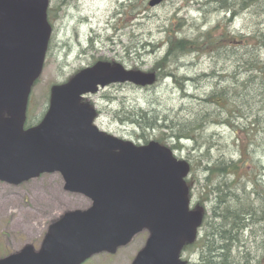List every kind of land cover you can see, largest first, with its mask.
Returning a JSON list of instances; mask_svg holds the SVG:
<instances>
[{"label": "water", "instance_id": "water-1", "mask_svg": "<svg viewBox=\"0 0 264 264\" xmlns=\"http://www.w3.org/2000/svg\"><path fill=\"white\" fill-rule=\"evenodd\" d=\"M48 5L0 0V181L18 185L59 172L64 189L90 205L54 220L39 249L26 244L0 264H82L97 253H114L145 229L149 235L131 264H186L180 252L195 240L203 213L189 207V164L158 141L137 145L99 130L96 108L83 100L110 84L153 85L154 72L98 60L52 85L44 117L24 129L51 35Z\"/></svg>", "mask_w": 264, "mask_h": 264}, {"label": "rangeland", "instance_id": "rangeland-1", "mask_svg": "<svg viewBox=\"0 0 264 264\" xmlns=\"http://www.w3.org/2000/svg\"><path fill=\"white\" fill-rule=\"evenodd\" d=\"M50 1L53 10L50 14V22L54 31L42 72L30 95L26 113L29 124L40 120L46 111L51 85L64 82L78 69L92 65L99 58L115 59L126 68L148 71L156 60L164 55L165 31L170 32L171 29H175L178 30L177 34L180 37H194L198 34V29L206 31L217 23H220V29L227 26L223 13H210L207 12L206 7L199 8L200 2L204 0H166L157 7L143 10L138 19L134 18L135 10L131 5H136L137 9H145L143 3L147 4L148 0ZM125 18L128 22L126 27L115 29L119 21L123 22ZM206 21L209 22L208 25ZM170 22L174 24L173 28H170ZM247 23L248 20L245 19L237 21L232 28L242 27V31H245L243 25ZM125 47H128L130 53L125 51ZM214 59L207 51L202 54H188L186 57L178 58V62L171 66V71L177 78L182 75L198 78V74L209 73L213 68L221 70L222 66L225 69L224 73L229 72L228 62H216ZM174 76L157 79L154 85L143 88L131 84L110 85L94 95H86L84 99L98 109V117L95 120L98 128L123 139L144 143L141 134L146 136V140L153 139L154 134L148 135L150 131L146 134L141 132L133 126L130 119L125 118V115L141 109L147 112L155 110L160 116H172L178 112L180 115L185 113L189 106H191L189 109L197 107L196 100L191 103L189 99L182 97ZM215 81L220 85L225 84L219 76L215 79L206 78L204 84L200 81L198 87L187 85L186 92L194 97L203 98ZM261 118L262 129H257L256 124L251 133L252 136L260 133L252 143L255 152L251 150V159L257 160L260 157L264 165V115ZM214 120L216 121L207 125L203 132L204 137L212 141L211 152L214 156L218 153L237 159L238 155L234 153L236 138L239 136L243 141L242 147H246V142L249 144L252 136L245 133L237 135L233 132V128L222 125L218 117ZM248 121L249 119H240L234 120L233 123L243 128L247 126ZM184 145L186 148L176 149L174 153L182 159H187L186 154L190 144L186 142ZM201 158L200 160L196 156H191L194 164L190 189L192 205L200 201L204 184L201 170L202 165L207 161L204 157ZM251 162L248 161L246 168L256 171ZM261 170L257 172L260 173ZM261 178L264 184V171ZM63 185L64 181L59 173L42 174L18 185L0 181V257L18 251L25 244L38 249L49 225L54 220L65 211L82 210L90 205L86 197L65 191ZM140 234L114 254H99L84 264H131L147 236L146 231ZM244 236L247 252L258 257L259 263L257 260L256 264L264 263L260 256L263 249L257 248L250 234ZM256 239L261 240L260 237ZM194 253L186 249L183 258L195 259Z\"/></svg>", "mask_w": 264, "mask_h": 264}, {"label": "trees", "instance_id": "trees-1", "mask_svg": "<svg viewBox=\"0 0 264 264\" xmlns=\"http://www.w3.org/2000/svg\"><path fill=\"white\" fill-rule=\"evenodd\" d=\"M203 3L209 6L210 13L228 14L227 20L230 15L242 11L249 17L248 23L243 25L245 31L235 32L227 27L222 30L220 23L210 26L206 31L198 29V34L194 37H180L177 34L178 30L175 29L165 31L164 55L156 60L150 70L157 73L158 79L173 78L171 66L177 63V59L183 54H202L207 51L213 55L216 62H228L229 72L224 73L223 68L221 70L213 68L202 76H219L225 84L216 83L203 98H197L188 94L180 83L179 91L182 97L189 99L191 103L196 100L197 107L189 109L191 107L189 106L185 113L180 115L178 112L172 116H160L155 110L147 112L140 109L125 115V118L130 119L133 126L141 132L146 134L150 131L148 135L154 134L153 140L162 144L169 143L171 150H181V140L190 142L192 150L198 152L203 145L206 146L203 157L207 162L202 165L201 170L204 181L201 199L194 205L191 203L193 208L204 207L203 221L197 239L186 244L183 249L190 247V250L195 252L194 264H256L257 260L259 263V259L247 252L244 234H250L257 248L263 249L260 256L264 260V184L261 182L262 170L260 173L257 172L261 169L259 167L261 158L251 159V150L255 152L251 146L252 139L249 140V144L246 142V147H242L243 141L239 136L236 138L234 152L238 155L237 159L221 154L211 155L212 141L204 137L203 132L207 125L216 121L214 118L217 117L222 125L230 126L237 135L245 133L252 136L256 124L257 129H262L264 0H205ZM144 5L145 9H137L136 5L133 7L135 19L139 18L143 10L149 8L145 2ZM173 27L174 24L170 22V28ZM218 58L220 60H217ZM186 77L190 76L182 75L179 78ZM179 78L175 77V82ZM240 119H249L247 126L241 128L233 123L234 120ZM141 136L144 143L149 141L145 139L144 134ZM248 155L251 160L247 159ZM186 156L185 160L190 165L189 179L187 177L186 181L191 189V176L194 170L191 156H196L200 160L202 158L193 155L191 151H188ZM248 161H252L256 171L246 168ZM259 237L261 240L257 241L256 238Z\"/></svg>", "mask_w": 264, "mask_h": 264}, {"label": "bare ground", "instance_id": "bare-ground-1", "mask_svg": "<svg viewBox=\"0 0 264 264\" xmlns=\"http://www.w3.org/2000/svg\"><path fill=\"white\" fill-rule=\"evenodd\" d=\"M205 1V0H204ZM204 1H201L200 2V7L199 8H203V7H206V10H207V12H209V6H207L206 4H204L203 2ZM196 2V1H195ZM198 3V2H197ZM207 4H211V3H207ZM131 6H135V5H131ZM201 11H203V9H201ZM220 13H223V15L225 16V18H224V20L227 22V26H225V28L227 27L228 29H230V30H233V31H240V32H243L242 31V27L241 28H237V27H235L234 26V29L232 28V25H234V23L235 22H237V21H242V20H248L249 19V17H247L246 15H244L243 14V12L242 11H240L239 13H237V14H235V15H233V16H229V18H230V21H228L229 20V18H228V20L226 19V17H228V14H225L224 12H220ZM206 23V25H208V23L209 22H205ZM126 25L127 24H124L123 25V27H126ZM220 28H221V25H220ZM115 29H117V28H115ZM118 30H120V29H118ZM222 30H224L223 29V27H222ZM112 42V45H114V41L112 40L111 41ZM112 47H114V46H112ZM123 47V46H122ZM126 53V52H125ZM181 53V52H180ZM127 54V53H126ZM128 55V54H127ZM186 56H188V54H183L182 56H181V58H183V57H186ZM180 57V56H179ZM181 60V59H180ZM221 68H223L224 69V67L222 66ZM133 69H135V70H140V69H138V68H133ZM202 74H204V75H206V74H208V72L207 73H202ZM202 74H198V78L197 77H193L192 76V78H194V80L192 79V78H190V77H186V79H181V81H176L175 83L176 84H178L177 85V89L179 90V88H180V83L181 82H183V83H181V84H183V86L186 88V86L187 85H189V84H192V85H195V86H200V81L202 82V84H204V79H206V78H210V79H215L216 77L215 76H212V77H209V76H202ZM207 85V84H206ZM214 86H216V81L211 85V89L207 92V94L212 90V88L214 87ZM260 133H258V134H255V135H253V137H252V143H253V141H254V139H257L258 138V135H259ZM187 141L186 140H181L180 141V144L181 143H183V144H181L182 145V147H181V149H184V148H186L185 146L186 145H184L185 143H186ZM190 145H189V147H188V151H191V152H193V155H197V156H202L203 157V155L205 154V153H203L204 151H202L203 149H205L206 148V146H202V148H201V150L198 152V151H194V150H192V144L190 143V142H188ZM198 143V142H197ZM252 143H251V146H252ZM212 149H213V144L211 143V145H210V154L211 155H213L214 153H212L211 151H212ZM218 154V153H217ZM260 167H261V169H262V173H263V171H264V165L262 164V162H261V164H260Z\"/></svg>", "mask_w": 264, "mask_h": 264}, {"label": "flooded vegetation", "instance_id": "flooded-vegetation-1", "mask_svg": "<svg viewBox=\"0 0 264 264\" xmlns=\"http://www.w3.org/2000/svg\"><path fill=\"white\" fill-rule=\"evenodd\" d=\"M49 10H50V13H49V21H50V19H51V16H50V14H51V11H53L52 9H51V1H50V7H49ZM55 13H57V12H55ZM126 20H123V22H120L119 21V25L117 26V27H115V28H117V29H121L122 28V26L124 25V24H127L128 22H127V18H125ZM51 24V23H50ZM51 26H52V35H53V31H54V28H53V25L51 24ZM51 35V36H52ZM125 51H127V53L129 52V50H128V47H125ZM130 53V52H129ZM102 59V58H101ZM104 60H110L111 62H118V61H116L115 59H104ZM93 64V63H92ZM41 120V119H40ZM40 120L36 123V124H38L39 122H40ZM36 124H34V125H36ZM191 248L190 247H187V250L189 251ZM186 261H187V264H194V262H195V259H192V260H188V259H186Z\"/></svg>", "mask_w": 264, "mask_h": 264}]
</instances>
